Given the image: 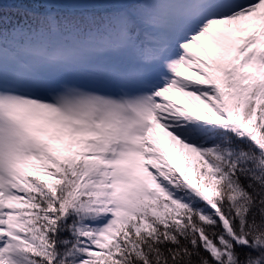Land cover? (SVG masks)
I'll return each instance as SVG.
<instances>
[{
	"label": "snow or ice",
	"instance_id": "obj_1",
	"mask_svg": "<svg viewBox=\"0 0 264 264\" xmlns=\"http://www.w3.org/2000/svg\"><path fill=\"white\" fill-rule=\"evenodd\" d=\"M0 264H264V0H0Z\"/></svg>",
	"mask_w": 264,
	"mask_h": 264
}]
</instances>
